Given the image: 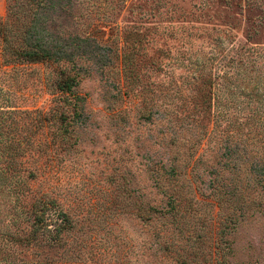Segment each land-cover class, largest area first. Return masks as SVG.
<instances>
[{"label":"rangeland","instance_id":"obj_1","mask_svg":"<svg viewBox=\"0 0 264 264\" xmlns=\"http://www.w3.org/2000/svg\"><path fill=\"white\" fill-rule=\"evenodd\" d=\"M53 1L69 60L0 41V264H264V0Z\"/></svg>","mask_w":264,"mask_h":264},{"label":"trees","instance_id":"obj_2","mask_svg":"<svg viewBox=\"0 0 264 264\" xmlns=\"http://www.w3.org/2000/svg\"><path fill=\"white\" fill-rule=\"evenodd\" d=\"M68 1V0H67ZM65 1L61 9L68 6L69 4ZM58 1L53 0H27L26 5L29 7V17L27 22L21 28H17L15 22L11 23L8 16H0V41L2 42V54L3 64H15L19 63H32V62H42V61H53L58 62L59 60H69L68 54L65 48L69 44L64 41V44L58 42H48V40L43 39L39 35L44 29L43 13H48L54 7L55 3ZM16 1L13 2V4ZM12 4V5H13ZM64 6V7H63ZM10 7V6H9ZM51 18V16H50ZM23 24V23H22ZM18 30V31H16ZM18 33V37L13 41L11 39L12 32ZM11 32V33H10ZM66 39H72V34L66 33L64 35ZM251 51L254 50L251 48ZM255 53V51H254ZM252 53L251 55H254ZM73 77L64 76L61 73V78L57 83L62 89H71Z\"/></svg>","mask_w":264,"mask_h":264}]
</instances>
